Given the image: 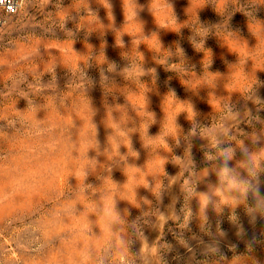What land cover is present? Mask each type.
Instances as JSON below:
<instances>
[{"label": "rangeland", "instance_id": "374dc122", "mask_svg": "<svg viewBox=\"0 0 264 264\" xmlns=\"http://www.w3.org/2000/svg\"><path fill=\"white\" fill-rule=\"evenodd\" d=\"M108 5L0 25V264H264V0Z\"/></svg>", "mask_w": 264, "mask_h": 264}, {"label": "clouds", "instance_id": "9594fccd", "mask_svg": "<svg viewBox=\"0 0 264 264\" xmlns=\"http://www.w3.org/2000/svg\"><path fill=\"white\" fill-rule=\"evenodd\" d=\"M106 4L109 7L108 0H106ZM135 15H136V13H135ZM119 45L122 46L121 40H120ZM222 155H223V165L219 171V178L221 181L229 179L231 176L232 168H231L229 161L232 159V155H233L232 150L231 149H225L224 152L222 153ZM248 173L251 176L257 175V172H256L255 168L252 166L250 161L248 162ZM85 175H86V173H85ZM230 183L232 184L233 187L238 188L242 193L247 194L250 190V185H249L248 181L245 179H241L239 181H237L235 179H231ZM256 194L259 195L258 189H256Z\"/></svg>", "mask_w": 264, "mask_h": 264}, {"label": "built area", "instance_id": "2783aa9c", "mask_svg": "<svg viewBox=\"0 0 264 264\" xmlns=\"http://www.w3.org/2000/svg\"><path fill=\"white\" fill-rule=\"evenodd\" d=\"M24 0H0V25L13 14L18 13Z\"/></svg>", "mask_w": 264, "mask_h": 264}]
</instances>
